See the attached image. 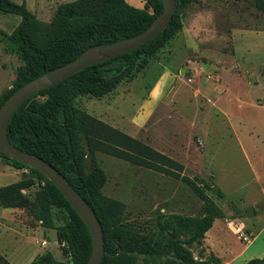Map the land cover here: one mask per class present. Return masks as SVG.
<instances>
[{
    "label": "rangeland",
    "instance_id": "obj_1",
    "mask_svg": "<svg viewBox=\"0 0 264 264\" xmlns=\"http://www.w3.org/2000/svg\"><path fill=\"white\" fill-rule=\"evenodd\" d=\"M14 1H25L40 21L44 43L57 26L58 5L72 0ZM125 1L144 6L143 0ZM19 20L0 11V29L6 33ZM22 64L0 34V98ZM166 69L173 71L172 78L159 88ZM74 103L179 161L183 174L202 177L223 192L222 197L209 192L226 217L215 219L205 237L191 245L195 258L243 264L264 257V13L254 0L189 2L181 29L144 66L108 94L78 95ZM96 156L105 176L101 193L124 204L125 221L137 231L155 229L161 213L201 214L202 200L182 180L107 152L97 151ZM13 171L0 158V186L20 177ZM24 172L31 175L27 168ZM36 188L24 192L31 196ZM0 222V249L12 264H28L47 250L66 260L53 229L33 234L24 228L36 222L23 209L0 206ZM16 222L24 230L5 232V226L15 230ZM42 238L45 246L35 242ZM146 263L141 256L138 264Z\"/></svg>",
    "mask_w": 264,
    "mask_h": 264
},
{
    "label": "trees",
    "instance_id": "obj_2",
    "mask_svg": "<svg viewBox=\"0 0 264 264\" xmlns=\"http://www.w3.org/2000/svg\"><path fill=\"white\" fill-rule=\"evenodd\" d=\"M137 8L125 0H72L58 5L54 18L57 26L46 42L39 39L40 21L25 1L0 0V11L16 14L18 24L10 33L0 29L12 51L22 60L12 87L0 98V106L18 87L47 70L76 58L87 47L111 43L136 35L149 26L163 5L161 0H143ZM175 0L176 11L170 23L154 38L136 49L86 66L54 85L28 97L12 114L7 124L10 142L23 151L34 153L52 164L87 201L98 217L104 236L100 264H222L219 259H197L192 244L200 242L217 218L226 213L209 192L223 196L202 177L183 174V164L148 147L86 110L78 107V95L102 97L141 68L155 52L172 39L182 27V13L189 2ZM264 13V0H254ZM103 151L147 166L185 182L202 200L201 214L161 213L155 229L140 232L125 221L124 204L101 193L105 181L96 152ZM0 158L11 166L27 168L21 177L0 186V206L21 208L41 226L55 231L57 243L66 260L47 250L28 264H85L92 239L88 227L60 190L38 170L28 167L0 151ZM43 182V183H42ZM34 185L31 196L24 192ZM0 264H12L0 253ZM243 264H264V257Z\"/></svg>",
    "mask_w": 264,
    "mask_h": 264
},
{
    "label": "water",
    "instance_id": "obj_3",
    "mask_svg": "<svg viewBox=\"0 0 264 264\" xmlns=\"http://www.w3.org/2000/svg\"><path fill=\"white\" fill-rule=\"evenodd\" d=\"M161 2L162 11L143 31L111 43H100L87 47L72 61L47 70L18 87L0 106V151L8 157L38 170L60 190L80 216L88 227L92 239L91 253L85 264H100L102 258L104 236L98 217L87 201L52 164L34 153L21 150L10 142L7 136V124L14 111L37 91L54 85L86 66L104 62L116 55L132 51L156 37L170 23L176 11L175 0H161Z\"/></svg>",
    "mask_w": 264,
    "mask_h": 264
},
{
    "label": "crops",
    "instance_id": "obj_4",
    "mask_svg": "<svg viewBox=\"0 0 264 264\" xmlns=\"http://www.w3.org/2000/svg\"><path fill=\"white\" fill-rule=\"evenodd\" d=\"M172 75H173V71L172 70H170V69H166L165 71H164V75H163V77H161L160 78V81L158 82V84H159V88H162V87H164V82L166 83V80H170L171 78H172ZM163 78V79H162ZM165 78V79H164ZM153 90H151L150 91V93L149 94H153ZM142 105V104H141ZM136 114H137V112L136 113H134L133 115H132V117H131V121H132V119H134L135 118V116H136ZM2 159V158H1ZM5 162V161H4ZM6 163V165L7 166H10L12 169H14V171L13 172H15V173H20V177H21V174H22V172L24 171V169H18V168H15V167H13V166H11L10 164H8L7 162H5ZM7 168V167H6ZM19 177V178H20ZM18 178V179H19ZM17 179V180H18ZM16 181V180H15ZM12 209V208H11ZM13 210H15V209H13ZM16 224H17V226H18V223L16 222ZM2 225V223L0 222V226ZM15 228V227H14ZM26 230L27 229H29L31 232H33V234L34 233H36V232H42V234L43 233H46L47 231L46 230H49V229H47V228H44L43 226H41V224L39 223V222H37V223H35L34 225H32V226H30V227H27V226H25L24 227ZM24 228H19V226L17 227V228H15V230L14 229H11L10 227H8V226H5L4 227V230H5V232H9L10 233V235H12L13 233H15V234H17L18 233V231H17V229L19 230V231H21V230H24ZM13 230V231H12ZM44 230V231H43ZM44 238H42V239H35V242L36 243H41V241L43 240ZM40 246H41V244H40ZM0 253H2V254H4L6 257H7V255L5 254V253H3V252H1V249H0ZM18 256H20V254H17V255H15V256H13L15 259L18 257ZM8 258V257H7ZM9 260V259H8ZM10 261V260H9Z\"/></svg>",
    "mask_w": 264,
    "mask_h": 264
},
{
    "label": "built area",
    "instance_id": "obj_5",
    "mask_svg": "<svg viewBox=\"0 0 264 264\" xmlns=\"http://www.w3.org/2000/svg\"><path fill=\"white\" fill-rule=\"evenodd\" d=\"M43 183V182H42ZM237 231H240V228H237ZM241 235H243V233L241 232ZM243 238L245 239V240H248V238H247V236L246 235H243ZM46 240L45 239H43L42 241H41V246H45L46 245Z\"/></svg>",
    "mask_w": 264,
    "mask_h": 264
}]
</instances>
